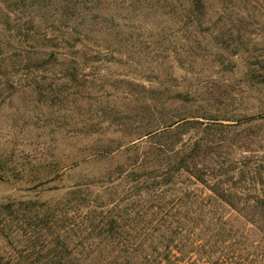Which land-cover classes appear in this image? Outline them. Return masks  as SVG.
<instances>
[{"label": "rangeland", "instance_id": "374dc122", "mask_svg": "<svg viewBox=\"0 0 264 264\" xmlns=\"http://www.w3.org/2000/svg\"><path fill=\"white\" fill-rule=\"evenodd\" d=\"M157 1L163 2L137 0L130 8L128 0L125 5L118 1L120 4L112 8L119 9L125 21L116 28H109L106 23L100 27L101 32L82 40L86 42L78 49L61 53V57L70 56L77 61L78 82H60L57 68L54 76H46L58 81L43 85L41 102L27 93L23 100L19 99L21 95H16L15 101L9 100V92L4 93V102L0 103V165L8 171L0 170V203L56 202L75 190L74 186L79 191L76 196H87L86 204L105 201L111 194L114 200H121L129 191L130 184L123 185L127 180L123 178L134 167L132 164L139 165L147 159L151 166L156 165L159 161L154 156L159 143L194 141L211 122L236 125L230 129L234 132L227 138L229 141L218 149L213 146L223 155L224 162L231 165L237 161L243 169L258 172L254 184L246 179L247 175L237 179L240 207L246 211L250 197L262 200L264 85L249 76L251 69L247 68L246 58L255 55L251 54L253 48H264V0L251 4L252 19L235 22L240 24L238 32L225 31L223 37L210 29L212 25L202 32L182 26L177 23L176 14L171 13H178L177 7L164 10L156 6ZM215 3L210 2L211 21L216 18ZM233 45L243 49L236 53ZM245 50L248 53H242ZM217 61L224 64L218 65ZM42 72L32 74L43 75ZM53 83L57 86L51 94L46 90L51 91L49 85ZM183 119L191 121L190 125L178 128L170 138L150 137L165 128H176ZM184 129L186 132H182ZM161 149L163 154L171 155V148ZM110 185L113 188L106 191ZM188 188L201 199L208 193L200 185ZM83 204L71 208L66 228L59 232L63 237L69 234L67 245L76 263L86 259V264H145L143 255L150 252L143 246L147 243L142 239V224L125 223L118 240L106 244L101 238H89L90 234L78 227L87 212ZM247 211L259 214L263 209L249 207ZM189 212L199 217L198 225L202 223L200 227L204 229L209 228L207 216L218 214L232 219L237 236L254 231L228 207L214 209L197 204ZM7 224L6 228L0 225L4 234H0V264L21 263V257H34L42 251V256L60 252L52 246L41 250L37 243L27 246L16 223L10 220ZM126 231L129 237L124 239ZM201 243L195 242V248ZM250 247L237 251L238 255L254 253ZM195 248L182 259L179 252L172 250L169 260L173 264H211L209 261L222 257L217 254L208 260ZM161 252L165 251L160 249ZM222 255L229 258L231 252L224 251ZM162 261L166 263L165 259Z\"/></svg>", "mask_w": 264, "mask_h": 264}, {"label": "trees", "instance_id": "16d2710c", "mask_svg": "<svg viewBox=\"0 0 264 264\" xmlns=\"http://www.w3.org/2000/svg\"><path fill=\"white\" fill-rule=\"evenodd\" d=\"M118 1H122L121 5H125L126 0H0V103L3 104L6 91L9 92L7 95L9 100L15 101L16 95L19 97L21 95L19 99L23 100L27 93L33 95L37 102H41L44 97L40 93L43 85L58 81L46 79V76L51 74L54 76L57 68H59L60 82H68L70 85L78 82L77 61L70 56L67 59L61 57V53L78 49V46L86 42L82 40H88L95 33L101 32L100 27L106 23L109 28L111 26L116 28L119 22L125 21L119 13L120 10L112 8L120 4ZM170 1L175 2L176 5L169 4ZM211 1L216 2L214 7L217 11L215 10L214 13L216 17L214 21H211L212 15L209 13ZM245 1L163 0L161 4L157 1L156 6L164 10L177 7L178 13L174 10L171 12L173 15L176 14L177 23L186 28L193 27L199 32L212 25L210 29L219 37H223L225 31L229 34L232 31L238 32L240 24L235 25L237 20L245 22L248 18L252 19L250 14L254 8L251 4L262 0ZM134 2L137 0H128L127 7L130 8ZM233 15L234 18L239 16V19H233ZM233 48L236 53L243 49L236 45H233ZM108 49L109 47L106 50ZM252 50L251 54L255 55H248L246 58L247 68L251 69L249 76L256 78V83L259 85H264V48ZM217 62L218 65L224 64L223 61ZM43 69L44 72L41 71ZM52 70L54 73H51ZM35 72H42L43 75L33 76L32 73ZM15 80L18 81V87ZM56 86L55 83L50 84L51 91H46L52 94ZM190 122L184 120L176 128H165L150 137H160L162 140L170 138L175 130L185 125L189 126ZM210 124L205 125V130L208 132L203 131L194 141L169 145L159 143L160 148L154 156L159 161L156 165L151 166V162L146 161L147 159L142 160V164H132L134 167L124 174L123 178V181L127 179L123 185L129 183L131 188L128 186L129 191L121 200H114L111 194L110 199L86 204L84 200L87 196L82 199L76 196L79 191H77L78 187L74 186L75 190L69 191L63 200L56 202L45 200L0 203V225L6 228L10 220L14 221L18 230L25 236L23 242H27V246H35L37 243L40 244L41 250L45 246H52L55 250L60 249L58 253L47 252V256H42V251L34 257H21V263L18 261L16 264H86V259L76 263V259L72 256L67 245L69 234L64 237L59 235L61 229L66 228L67 217L73 212L71 208L83 202L82 208L87 212L77 225L81 226L84 233L90 234L89 238L92 236L101 238L107 244L111 240H118V232L122 231V226L125 228V223L136 221L137 224H142V239L147 243L143 246H146L150 252L143 255L145 264L153 262H155L153 264H173L169 260L172 250L179 252L182 259L193 252L197 241L202 242L195 248L200 251V256L204 255L208 260L210 258L212 260L217 254L222 256L216 261H209L212 262L211 264H264V197L262 196V200L258 197H250L251 203L244 207L245 211L239 205L241 198L237 181L247 175L246 179L249 178L254 184L255 174L257 175L258 172L243 169L237 161L231 165L227 164L223 155L213 147L217 146L218 149L221 144L229 141L227 138L234 132L230 129L236 125H223L217 122ZM149 134L151 133L148 132L147 135ZM180 143L177 149H172ZM165 146L171 148V155L163 154L161 148ZM140 165L142 167H139ZM0 170L8 171L1 165ZM262 174L264 175V172ZM189 185L190 187L200 185L208 193L204 199H201L196 192H190ZM112 188L113 186L110 185L105 190L110 191ZM197 204L208 205L214 209L228 207L251 225L254 231L248 230L244 236L242 234L237 236L232 219H224L223 215L218 214L207 216L209 228L204 229L200 227L202 223L198 225L199 217L189 212ZM93 206L97 208H94L97 213L93 211ZM249 207L251 209L261 207L263 211H259V214L254 211L248 212ZM203 215L201 214V217ZM2 232L1 230V236L4 235ZM124 237L126 239L129 234ZM84 238L88 237L84 235ZM255 242L257 245L254 246ZM246 246H251L255 250L254 253L238 255L237 251L241 253ZM160 249L166 253H159ZM224 251H230L231 257L224 258L222 255ZM147 256L151 259L148 260ZM164 259L166 263H162Z\"/></svg>", "mask_w": 264, "mask_h": 264}]
</instances>
